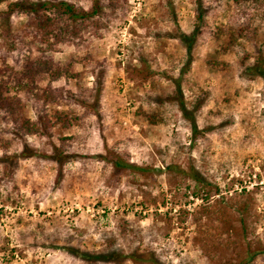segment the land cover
I'll return each mask as SVG.
<instances>
[{
	"label": "rangeland",
	"instance_id": "1",
	"mask_svg": "<svg viewBox=\"0 0 264 264\" xmlns=\"http://www.w3.org/2000/svg\"><path fill=\"white\" fill-rule=\"evenodd\" d=\"M203 2L200 21L197 0L120 2L96 35L44 52L70 73L52 86L95 102V113L64 132L75 138L74 157L60 169L48 138H16L0 118V264H86L68 248L112 242L123 253L116 264H145L138 255L148 264H237L256 251L248 264H264V80L250 71L258 58L264 65V2L243 11L231 0ZM219 28L243 30L247 40L227 46ZM22 30L30 32L26 17L0 16V57L7 53L9 65L28 55L5 36L30 41ZM182 35L195 39L189 54ZM29 49L40 55L38 43ZM91 61L103 65L100 85ZM176 81L186 105L196 103L188 109L196 135L167 102ZM26 110L33 120L29 101ZM154 114L164 123L150 124ZM25 147L37 156L18 158ZM108 154L144 171L116 170ZM124 220L135 233L127 241L118 231Z\"/></svg>",
	"mask_w": 264,
	"mask_h": 264
},
{
	"label": "trees",
	"instance_id": "2",
	"mask_svg": "<svg viewBox=\"0 0 264 264\" xmlns=\"http://www.w3.org/2000/svg\"><path fill=\"white\" fill-rule=\"evenodd\" d=\"M197 1H199L200 6L196 19L200 21L204 13V2L203 0ZM209 1L216 3L220 0ZM231 1L234 9H242L241 11L246 10L249 5L257 6L264 2V0ZM87 2L88 4L86 8H84L78 3H71L64 0H0V5L4 6V10L2 9L3 11H0V16L26 17V19H28L30 32L22 30V34L26 36V34L31 33L32 35L30 41H26L25 38H21L17 41L14 38L18 37V34L5 35L10 38L13 44H17L21 47L25 45L26 49H28V55H24L21 60H15L12 65L7 63V53H5L6 55L2 54L0 57V118L6 124L12 126L16 138L24 139L28 136H35L39 141H41L43 137L48 138V145L53 146L51 149L53 155L50 159L59 165V169L67 160L74 157L70 148L75 138L72 135L64 136V132L71 131L82 121L83 117L95 113L93 112L95 102L89 104V101L84 98H80L81 100H74L72 96L70 97L68 92L65 93L63 89L54 88L52 84L63 77L69 76L70 73L69 70L55 64L52 58L44 57V52H49V50H53L58 45L74 44L76 39L80 40L86 33H90L93 36L96 35L104 23L110 19L106 12L108 9L115 10L119 7L120 2H123L124 6L127 5V0H87ZM242 31H237V33H235L234 30L219 28L215 36L219 37L227 32V46L233 48L239 44V41L247 40V35ZM179 38L189 54L195 39L192 37L188 38L185 35ZM32 40H34V42H31ZM33 43H38L40 45V49H38L40 50L38 51L40 55L29 54L31 53L29 48H31ZM17 45L14 48H16ZM262 64L263 61L260 58L256 59L255 66L253 65L250 71L255 72L258 77L264 80V65ZM102 66L100 62H95L94 64V62L91 61L90 70L96 85L102 84L105 78L104 73L99 74L98 72V69ZM73 76L78 77L77 74ZM45 82L46 84L43 85ZM175 83V95L166 92L167 95H169L167 96V102L177 107L181 112L182 122L189 126L193 135H196L198 132L196 120L188 113V109L190 107L192 108L196 103L194 102L192 105L187 106L181 94L180 87L177 86V81ZM27 101L31 103L34 111L35 118L33 120L27 117ZM74 103L84 109L83 114L77 115L70 109ZM48 107H53V110H48ZM165 116L166 115L159 117L154 114L148 117V121L152 125H160L164 123L163 118ZM50 139L55 140L50 141ZM1 143L2 138L0 136V145ZM37 154L36 151H30V149L25 147V149L18 154V158H31L37 156ZM40 156L43 155H39V157ZM10 159L11 161H17V154L13 157L11 156ZM107 162L116 170L132 168L137 171H144V169H140L137 166L121 162L114 154L107 155ZM190 173L189 177L196 183L200 184L202 182L200 176L194 174L193 171ZM200 194L201 189L199 187L192 190V196L195 198L199 197ZM245 205V203L241 205L238 212L241 211L243 213V209L246 207ZM221 215L224 220L223 223H227L228 221H226V219L230 216L227 209L223 208V210H221ZM123 222L124 224L119 225L118 231L121 239L127 241V239L135 235V233L128 228V221L124 220ZM229 230L231 233L234 232V227L232 226ZM69 250L72 251L71 253L75 257H78L86 264H116V260L123 255L120 250L114 248L113 242L99 251L79 252L76 249L71 250V248H68V251ZM256 253L257 251L248 254L247 259L242 261L237 260V264H248V262L253 260ZM258 253H261V251ZM137 255L136 253L128 256H130V258H135L134 256ZM138 256L142 263L146 262L145 264H148L147 259H145L143 255Z\"/></svg>",
	"mask_w": 264,
	"mask_h": 264
}]
</instances>
